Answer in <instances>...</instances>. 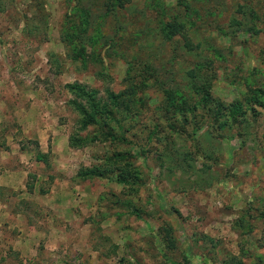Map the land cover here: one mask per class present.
<instances>
[{
  "label": "rangeland",
  "instance_id": "rangeland-1",
  "mask_svg": "<svg viewBox=\"0 0 264 264\" xmlns=\"http://www.w3.org/2000/svg\"><path fill=\"white\" fill-rule=\"evenodd\" d=\"M77 83L121 138L82 128ZM11 173L70 188L84 217L58 210L21 251L7 210L0 264H264V0H0V182Z\"/></svg>",
  "mask_w": 264,
  "mask_h": 264
},
{
  "label": "crops",
  "instance_id": "crops-1",
  "mask_svg": "<svg viewBox=\"0 0 264 264\" xmlns=\"http://www.w3.org/2000/svg\"><path fill=\"white\" fill-rule=\"evenodd\" d=\"M15 182L16 174L14 173L5 176V182H0V227L9 222L3 215L9 210L8 212L14 217L16 225H19V223L23 225V228L20 227L23 229V233L17 237L22 242L19 246L21 251H25L24 247L27 240H41V237H44L48 232V226L50 224L52 227L55 225V217L65 216L62 212H57L58 210H70L69 214L73 220L84 217L78 208L76 210L73 209L75 204L80 206V208L82 204L77 201V197H74L73 190H70V188L63 187L62 189L59 188V184L55 183L49 190H41L36 187L27 189L25 185L16 186ZM5 191L9 193L6 195L4 194ZM10 196H16V201L13 204L9 201ZM64 199H67V204H62ZM49 208L57 213L51 219L47 213L43 214V211L46 212ZM82 212L85 213L83 210Z\"/></svg>",
  "mask_w": 264,
  "mask_h": 264
},
{
  "label": "trees",
  "instance_id": "trees-1",
  "mask_svg": "<svg viewBox=\"0 0 264 264\" xmlns=\"http://www.w3.org/2000/svg\"><path fill=\"white\" fill-rule=\"evenodd\" d=\"M158 6L161 7L160 5ZM190 11H191L190 7H187L184 12L182 11V12L173 13V15H171L173 16L172 17L173 21L179 23L183 18L185 19L187 15L190 14ZM70 87L74 91H77L78 96L86 97L88 99L87 101L88 106H84V104L82 103L76 104L77 110L81 114V118L79 122L81 123L82 128L86 129L88 126L94 125L95 127L97 126L100 132L106 131L113 140L121 138V136L115 134L113 130L112 122L115 120L114 108L109 106L107 103H103L102 100L97 99V96L95 97L94 92H88L83 84L77 83L74 85H70ZM111 98L117 99L118 97L117 95L113 94L111 95ZM235 103L236 104H234V106L231 107V113H232V117L238 119L240 113L243 111L242 103L238 101H236ZM100 132L98 130L97 132L95 131L93 134V138H95ZM86 140H87L86 136H79V135L70 136V144L74 146L75 145L83 146L85 145ZM38 158L43 159V156L41 154H38ZM105 175L106 172L99 168L82 167L78 170L77 177L81 179H91L93 177H98V176L105 177ZM118 181L123 183H128L129 180L119 176Z\"/></svg>",
  "mask_w": 264,
  "mask_h": 264
}]
</instances>
